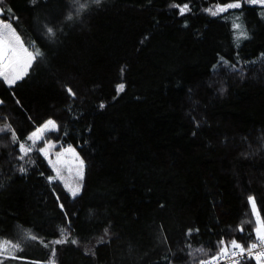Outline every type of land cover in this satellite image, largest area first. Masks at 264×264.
<instances>
[{
	"label": "trees",
	"instance_id": "16d2710c",
	"mask_svg": "<svg viewBox=\"0 0 264 264\" xmlns=\"http://www.w3.org/2000/svg\"><path fill=\"white\" fill-rule=\"evenodd\" d=\"M79 2L88 6L77 14L74 0H0V20L42 53L14 86L0 81V127L19 138L0 132V240L20 249L3 264H48L53 247L55 264H197L208 257L196 250L214 253L222 238L254 242L249 196L264 218V6L240 0L213 16L205 10L235 0ZM184 3L180 15L172 5ZM235 16L248 34L239 42ZM48 119L59 129L20 159L19 143ZM48 141L84 161L75 197L49 180L38 151ZM60 229L68 242L54 245Z\"/></svg>",
	"mask_w": 264,
	"mask_h": 264
},
{
	"label": "snow or ice",
	"instance_id": "6c2138e0",
	"mask_svg": "<svg viewBox=\"0 0 264 264\" xmlns=\"http://www.w3.org/2000/svg\"><path fill=\"white\" fill-rule=\"evenodd\" d=\"M93 3L99 4L100 0H92ZM74 3H79V8L77 9V14H79L80 10L86 9V3H80L79 0H74ZM245 3L252 5H261L264 6V0H245ZM173 7H176L179 11L180 15H184L186 12L190 11L189 4L184 3L182 6L179 4H173ZM242 4L240 0H235V2L226 3L224 5H217L215 9L212 8L206 9L205 11L209 12L211 15H219L221 13H225L230 9H240ZM71 19V13L68 16ZM237 20L240 17L236 18ZM233 29L235 31V39L239 42L241 39L247 38V31L243 27L241 23L233 22ZM47 32L50 35H54L53 28L49 27ZM19 37L16 36L15 31L12 29L10 23H4L0 21V81L5 83L7 86H14L18 81L22 80L24 76L27 75L29 68L32 63L42 55V53L36 49L34 51H29L27 48L23 47V45H19ZM123 71V69H122ZM124 84L117 85V92H121L124 90ZM69 93H72L71 89H68ZM103 107V105H101ZM59 129V125L55 120L49 119L45 121L42 125L35 128L33 132L27 137V140L24 143H19V150L22 155L20 159H24L28 153H30L36 144L44 139L47 132L57 131ZM0 132H11V137L13 143H17L19 141L18 136L15 131L12 129L10 124H5L3 127H0ZM28 141H31V145H28ZM52 147H55L54 144L47 143L46 147L39 148L38 151L43 153L44 155H48V150ZM66 152H73L75 154V150L72 148L66 149ZM63 155V153H56L57 159ZM78 176L82 179L83 176V168L84 161L78 158ZM51 163V162H50ZM55 168V165H53ZM24 171L23 168L20 169ZM60 178L59 169H56V176L49 177V180H55ZM71 195L75 197L79 191L80 187L77 186L75 188H69ZM249 204L251 206V212L255 217L256 227L254 229L255 232V240L252 243L240 242L236 239H232L230 241H225L223 238L217 242V251L214 253H209L206 249L200 248L197 249V252L203 253L205 257L199 259L197 264H220L221 261H227L228 264H240L241 260L252 259L255 261V264H264V218L261 217L260 210L257 207L256 200L253 196L248 197ZM192 230H189L191 233ZM239 231L243 232L244 228L240 227ZM60 239H57L51 242L54 245L67 243V235L65 229H60ZM32 239H36V237L32 236ZM43 243V241H42ZM73 244L77 243V241L73 240ZM247 243V247L245 244ZM48 246L47 244L45 245ZM19 245L13 244L11 241L0 240V264H3V260L5 259H18L14 253L19 251ZM52 258L49 260L48 264H55V248L53 247Z\"/></svg>",
	"mask_w": 264,
	"mask_h": 264
},
{
	"label": "rangeland",
	"instance_id": "374dc122",
	"mask_svg": "<svg viewBox=\"0 0 264 264\" xmlns=\"http://www.w3.org/2000/svg\"><path fill=\"white\" fill-rule=\"evenodd\" d=\"M236 18H237L236 16L232 18V23L235 22V23H241L242 24L241 20L240 19L237 20ZM3 22L4 23H9V22H5V21H3ZM15 33H16V31H15ZM16 36L19 37L18 46L19 45H23V47L27 48V46L23 43L22 39L20 38V36L17 33H16ZM47 143H51V144L55 145V147H52V148H50L48 150V155L47 156L45 155V157L47 158L48 162L49 163L51 162L50 165L52 166V168L55 171V175L54 176H56V169H59L60 178H57V179H60L65 184V187L68 188V190H69V188H75L77 186H79L80 190H81L83 176H82V179H81L78 176V174H77L78 173V169H79L77 155H78L79 159H82V158L79 155V153L76 150V148L74 146H72L71 144H67V143H60V142H54V141H48ZM46 144L42 148L46 147ZM69 148L74 149L76 155H74L73 152H66L65 151L66 149H69ZM58 152L63 153V155L59 158V160L57 159V156H56V153H58ZM53 165H55V168L53 167ZM83 175H84V168H83ZM32 236H34V235H32V234L25 235V238L22 237L20 240L22 242H28V241L31 242L33 240L31 238Z\"/></svg>",
	"mask_w": 264,
	"mask_h": 264
},
{
	"label": "built area",
	"instance_id": "2783aa9c",
	"mask_svg": "<svg viewBox=\"0 0 264 264\" xmlns=\"http://www.w3.org/2000/svg\"><path fill=\"white\" fill-rule=\"evenodd\" d=\"M220 264H228L227 261H221Z\"/></svg>",
	"mask_w": 264,
	"mask_h": 264
}]
</instances>
